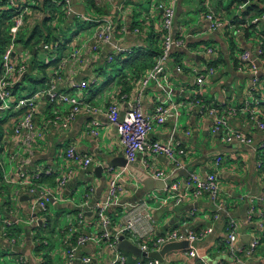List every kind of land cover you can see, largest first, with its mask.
Segmentation results:
<instances>
[{
	"label": "crops",
	"instance_id": "obj_1",
	"mask_svg": "<svg viewBox=\"0 0 264 264\" xmlns=\"http://www.w3.org/2000/svg\"><path fill=\"white\" fill-rule=\"evenodd\" d=\"M24 1L30 6V13L23 29L24 34L37 24H42L45 19H52L58 11L54 3L56 0ZM154 2H157L156 8L144 14L143 9H140L142 0L87 2L74 0L73 16L66 17L60 14L58 17L61 16L62 23L56 18L53 20L56 26L63 27L62 31L57 32L62 42L42 40L30 48H24L19 43L16 58L20 63L27 65V71L19 77L17 86L19 97H27L20 93L23 94V90L30 84L35 87L34 94L45 88L53 79L61 57L71 51L70 46L74 43L77 48L82 49V57L73 70L62 74L63 80L57 87L60 91L70 93L68 87L70 79L87 82L97 79V83L81 92L96 110L78 114L67 130L56 128L45 130L44 122L51 116L49 100L45 96L37 99L38 110L34 116L37 137L31 152L23 155L26 160L24 170L28 175L35 176L52 168L54 173L51 176L43 175L35 182L49 186L56 200L53 199L55 203L50 206L48 213L33 210L32 197L18 182L17 171L20 172L18 165L12 163L14 168L8 175L0 165L2 172H5L0 181V260L2 258L4 260L6 256L5 261L6 258L12 257L11 264H65V260L63 263L60 262L57 243L52 236L54 227L61 224L64 216L74 215V218L79 216L85 204V195L89 196V204L104 202L108 196L112 174L123 172L119 182L121 187L119 198L124 206L110 207L107 210L112 233L121 230L127 219L134 220L140 216L141 220L135 223L134 229L125 233L127 239L139 248L143 243H150L157 236L175 230L180 232L190 230L201 236L198 242L200 259L188 257L186 250L177 251L165 257L166 264H203V261L208 263L210 257L217 260L219 258L217 264H264V165L258 167L264 151L261 147L264 136L249 121L250 114L245 110L248 103L259 101L260 103L254 104L252 109L264 116V94L252 90V74L240 58L242 53L250 52L256 60L258 76L264 79V59L261 55L264 38L260 33L262 26L257 24L256 31L248 34L246 28L251 21L249 20V24L241 23L247 7L243 10L239 7L248 0H154ZM166 2L167 4H164ZM171 3L175 8L173 35L176 40L182 42V45L172 49L171 60L166 65L169 88L162 89L156 84H150L143 89L141 80L151 68H143L142 72L138 73L123 69L124 62L130 55L140 51L153 56L151 57L153 61L148 63L156 62L157 53L161 50L163 42L160 32L164 11L159 6ZM230 8H237L235 16H229L232 11ZM209 9L226 24L223 29L211 28L206 18ZM139 14L143 20L136 18ZM235 18L239 21L236 22ZM100 19L112 22L113 30L107 42L96 43L98 50L95 51L92 48L93 37ZM263 21L264 19L260 20ZM73 27V34L66 37L64 31ZM76 27L82 29V33L76 30ZM63 38L67 40L65 45ZM44 45L50 46L49 51H44ZM210 47L216 50L215 55L206 53V49ZM118 49L123 52L118 53ZM41 53H46L47 58L46 64L39 66L35 61ZM25 54L28 57H25ZM110 56H114L113 62H109ZM56 60L57 64L53 65ZM115 64H121V70L114 78L110 76L101 83V76L105 70ZM33 67H45L46 76L42 74L40 77L39 70H33ZM177 67L181 70L179 71ZM211 67L216 71L215 76L207 79L204 86H197L195 81L198 72L205 73ZM31 78L45 80L40 85L32 83ZM169 90L176 103L192 102L195 98H202L214 105L223 103L238 109V115L231 119L232 126L252 139L249 145L237 141L226 144L219 136L213 134V118L201 113L195 101L191 104L193 106L185 108V112L182 111V117L177 123L170 119L164 126L155 127L150 134L153 141L178 143L189 152L184 159V169L179 171L174 169L172 162L165 156L147 157L155 170L163 174L165 180L178 184L181 190L185 189L189 177L180 174L182 170L204 178L214 170V159L223 158L217 169L222 184L219 200L224 207L222 212L216 210L207 194L199 198L187 196L180 205L170 201L163 207L158 204L143 209L142 204L146 199L147 190L127 167L114 165L126 157L116 129L109 121L108 107L116 104L124 113L132 105L140 102L143 110L151 113L159 102L169 96ZM0 112L8 113L0 125V153L9 154L10 157L17 152L13 130L15 120L21 111ZM93 121L100 124L97 128L98 136L91 132ZM70 147H74L81 156L91 157L93 160L91 166L84 168L82 161L67 160L66 152ZM144 159L146 157L140 155L133 163L144 169L142 165ZM100 165L104 168L101 177L95 171ZM109 168H112L111 172ZM68 173L71 176L66 185L61 187L59 179ZM138 206L141 207L140 211H136ZM84 213V227L79 229L78 235L100 237L101 229L95 215L91 211ZM229 218L235 219L239 224L240 236L236 243L238 249L236 256L240 262L233 259L225 244ZM4 221L15 222L14 227L5 228ZM208 230L210 233L204 235ZM12 239L16 242L12 243ZM255 239L260 243L254 253L247 256L245 250ZM117 244L118 240H115L114 245L111 241L103 240L96 247L90 242L79 251V256H90L92 259L90 264H113L118 255L125 257L126 264L136 261L137 258L132 254L118 251ZM15 260L16 263H13ZM74 264L84 263L76 260Z\"/></svg>",
	"mask_w": 264,
	"mask_h": 264
},
{
	"label": "built area",
	"instance_id": "obj_2",
	"mask_svg": "<svg viewBox=\"0 0 264 264\" xmlns=\"http://www.w3.org/2000/svg\"><path fill=\"white\" fill-rule=\"evenodd\" d=\"M80 1L87 2L89 0ZM253 1L254 0H248V2L240 6L239 9L243 10ZM73 2L74 0H56L54 2L58 10L56 14H62L66 17L73 16ZM159 8L164 11L162 30L160 32L163 42L154 67L148 70L141 80L143 89L151 83L160 86L162 89L169 88V77L167 75L166 65L169 64L171 60L172 49L182 45V42L176 40L173 35L175 14L174 4L171 3L167 6L160 5ZM1 9L2 11L4 10L11 13V15L7 20L10 40L1 56L2 74L0 76V111H21L15 120V127L13 130V141L16 145L17 152L10 155V160L11 163H16L18 165L20 171H17L19 174L18 182L27 189L28 194L32 197V209L48 213L50 205L55 203L54 200H56V197L49 186L43 184L40 185L39 182L35 181H39L43 175L51 176L54 173V170L49 168L44 173H39L35 176L28 175L24 170L26 160L23 158V155L31 152L35 138L37 137L34 122V116L38 110L37 99L40 96H45L48 97L49 100L51 116L45 120L44 129L56 128L67 130L76 120L78 114L82 112H94L96 110V108H94L87 99L82 96L81 92L87 90L90 85L97 83L98 80L95 79L92 82H87L70 79L68 82L70 93L58 89V83L63 80L62 74L73 70L74 66L82 57V49L77 48L76 45L72 43L70 46L71 51L61 57L53 79L48 82L45 88L32 96L19 97L17 95V86L20 81L19 77L27 71V65L19 62L18 58H16V53L19 50L18 38L26 24L27 16L30 13V6L26 4L24 0H6V4ZM206 18L213 30H221L226 26V24L210 9L206 14ZM262 19H264V16ZM260 20L259 17L254 18L251 21V24H257ZM112 30V22L106 19L99 20L98 28L93 37V50H98V46L96 45L97 42H107L109 40ZM43 49L44 51H49L50 46L44 45ZM117 52L121 53L123 50L118 49ZM206 53L212 56L216 54V50L210 47L206 49ZM23 54L24 52L21 53V55ZM240 58L245 63L247 70L252 74V90L264 94V79H261L258 76L259 69L256 60L250 52L242 53ZM114 60V56L109 57V62H113ZM177 69L179 71L181 70L180 67H177ZM215 72L214 67L208 68L205 73L198 72V78L196 79L195 84L197 86H204L207 79H211L215 76ZM168 93L169 96L165 100L159 102L151 113H146L140 102L132 105L129 110L124 113H122L120 107L116 104H111L107 110L109 121L116 129L128 162H134L138 156L143 155L146 157L142 162L143 168L149 172L150 176L154 179L166 181L163 174L155 170L154 166L148 161L147 157L149 155H162L167 157L172 162L174 169L179 171L184 169V159L187 158L189 152L185 148L180 147L178 143H173L171 141H153L150 139V134L155 127L164 126L170 119H173V121L177 123L182 117L181 107L183 109L190 108L193 106L191 104L194 103V101L196 106L200 108L201 113L213 118L212 132L216 136H219L226 144H232L235 141L247 145L252 143L251 138L247 137L246 134L232 126L231 119L238 115V109L230 106L228 107L227 104L223 103L220 105H214L202 98H195L192 102L176 103L171 96V90H169ZM259 103V101L250 102L246 105L245 110L250 114L249 121L264 136V116H261L258 112L252 109ZM99 126L100 124L97 121H93L91 132L94 136L99 135L97 130ZM261 147L264 148V142ZM66 158L69 161H82L84 168L90 167L93 161L91 157L81 156L76 152L74 147H70L67 150ZM222 162V157H216L213 164L214 170L209 172L204 178L199 177L195 173H189L184 190H181L176 183L166 184L165 189L156 191L153 198L160 207H163L168 205L170 201H173L175 205H180L187 196L199 198L204 194H207L211 203L216 207V210L222 212L224 207L223 204L219 202L222 184L217 171ZM262 165L263 162L260 161L258 167L261 168ZM109 170L111 172L112 168H109ZM122 175L123 172L112 174V178L109 182L108 196L104 202H97L93 205L89 204V196L85 195L86 200L83 205V210L85 212L91 211L95 215L101 229L100 237L94 235H78L79 229L83 228L85 223V213L82 210L77 218V225L75 226L74 223H72L65 229L63 236L65 264H74L76 260H80L84 264H90L92 262L90 256H79V251L83 250L88 243L93 242V244L98 247L101 244V241L105 240L111 241L114 245L115 240L118 239L119 235L121 236L126 232H131L135 227V223L141 220L140 216H137L134 220L127 219L125 225L121 230L117 231V233L114 234L110 231L111 220L107 215V210L110 207L124 206L120 203L119 198V191H121L119 182L123 177ZM70 176L71 174L68 173L66 176H63L62 179H59V185L64 187ZM157 193L161 194V196H158ZM151 206L152 205L148 204L147 201H144L142 204L143 209L151 208ZM140 208V206L136 207V211H140ZM14 223L15 222L12 223V221H4V227L9 229L13 228ZM226 231V247L233 259L240 262L236 256V252L238 251L236 243L240 236L238 222L233 218H229ZM208 233H210V230L204 232V235ZM74 239L76 240V244H74ZM200 240L201 236L190 230H185L184 232L175 230L168 232L165 235L157 236L150 243H143L140 246V249L143 253L149 254L160 251L166 244L187 241L188 249L186 251L188 257L200 259L198 252V242ZM11 241L12 243L16 242L15 239H12ZM259 243V240H253L245 250V254L251 256ZM113 264H126V259L124 256L118 255L113 261ZM137 264H160V262L156 259L143 258L139 259ZM203 264L208 263L203 261Z\"/></svg>",
	"mask_w": 264,
	"mask_h": 264
},
{
	"label": "trees",
	"instance_id": "obj_3",
	"mask_svg": "<svg viewBox=\"0 0 264 264\" xmlns=\"http://www.w3.org/2000/svg\"><path fill=\"white\" fill-rule=\"evenodd\" d=\"M6 4V0H0V7L4 6ZM11 13L7 12V11H1L0 12V59H1V55L4 52L5 48L8 46L9 44V33H8V19L10 18ZM264 15V0H254L253 2H251L246 10L243 12V20H242V24H247L250 21H252L254 18L259 17L260 19H262ZM57 14H54L52 19H45L42 24H37L31 31L27 32V33H23V31L21 32L19 38H18V43H21L23 45L24 48H30V47H35L38 43H40L42 40H45L47 42H62L61 41V36L57 33L58 31H62L63 27L62 25H60V29H58V27L54 26L53 24V20L55 18H58V22L62 23V18ZM61 19V20H60ZM236 22L239 21L238 18H235ZM235 21V20H234ZM249 24V23H248ZM258 26L261 25V35L264 38V21L263 22H258L257 23ZM257 24H249V26L246 28V32L248 34L255 32L256 31V27ZM67 43V40L64 39V45ZM63 45V44H62ZM62 45L60 46L62 48ZM263 54H262V58L264 59V41H263ZM160 53V51L157 53V55ZM153 56H150L148 54H146L143 51L137 52L133 55H130L128 57V59L124 62V68L123 69H129L132 71H136L138 73H141L143 68H152L154 67L156 62H150L148 63V61H153L152 58ZM56 60L53 65L57 64ZM140 65V66H139ZM37 67H33V70H36ZM42 74L45 75L46 74V68H41ZM38 70V69H37ZM2 74V69H1V60H0V76ZM46 76V75H45ZM31 82L35 83V84H41L44 82L45 78L42 79L40 81L39 78H35L32 79L31 78ZM110 80V79H109ZM1 133V130H0ZM263 165H264V151L262 152V155L260 156ZM264 168V167H263ZM2 168L0 166V181L2 180ZM139 260L136 259L135 262L130 263V264H136Z\"/></svg>",
	"mask_w": 264,
	"mask_h": 264
},
{
	"label": "water",
	"instance_id": "obj_4",
	"mask_svg": "<svg viewBox=\"0 0 264 264\" xmlns=\"http://www.w3.org/2000/svg\"><path fill=\"white\" fill-rule=\"evenodd\" d=\"M56 17H58V16H56ZM56 19H58V18H56ZM53 24L56 27V23H53ZM63 37H65V36L63 35ZM39 68H43V67H39ZM110 163H112V162H110ZM114 165L127 167L129 169V171L132 172L136 176V178L139 180V182L143 185L144 189L147 190L145 201H147L148 204H150L152 206L156 205V200L153 198L154 193L156 191H161V190L165 189L166 184H169L172 182L170 180H166V181L155 180L144 169H142L139 166H135L133 162H128V160L123 159V158L120 160L119 164L115 162ZM103 169L104 168L102 165L96 167L95 171L99 177H101V174L103 173ZM180 174H183L186 177L189 176V173L187 170H182L180 172ZM58 220L60 221V218ZM59 227H60V225H56L54 227V230L58 231ZM65 229L61 230V234L63 236L65 233ZM117 240H118V244H117L116 248L118 251L130 253L137 259H143V258L156 259L160 262V264H166L165 257L168 254H170L172 252L184 251V250L188 249V242L187 241L173 242V243L166 244L158 252H153V253L147 254V253H143L142 250L138 246H136L133 242H131L129 239H127V236L125 234L119 236Z\"/></svg>",
	"mask_w": 264,
	"mask_h": 264
},
{
	"label": "rangeland",
	"instance_id": "obj_5",
	"mask_svg": "<svg viewBox=\"0 0 264 264\" xmlns=\"http://www.w3.org/2000/svg\"><path fill=\"white\" fill-rule=\"evenodd\" d=\"M163 3V2H162ZM164 4H167V2L166 3H164ZM156 5H157V2H154V0H142V3H141V6H140V9H143V12L142 13H144V14H146V13H148L149 11H151L152 9H154V8H156ZM232 9V11H231V13H229V16H232V15H236L237 14V8L235 9V8H230V10ZM140 18L141 20H143V18L141 17V15L139 14V16L137 15L136 16V18ZM197 18H199V16L197 15ZM143 22V21H142ZM143 25H145L144 23H142ZM58 27V29H60V26H57ZM80 27H82V26H80ZM150 28V27H149ZM73 30H74V27L73 28H71V29H69V30H66V31H64V35L66 36V37H70L71 36V34H73ZM76 30H79V32L80 33H82V29L80 30L78 27H76ZM25 57H28V55L27 54H25L24 55ZM46 58H47V54L46 53H41L40 55H39V57L36 59V61H35V63L36 64H38L39 66L41 65H44V64H46ZM39 67H37V69H38ZM121 68H122V66H121V64H115V66H113V67H110V68H108V70H105V73L101 76V83H103L108 77H110V76H112L113 78L116 76V74H118L117 72L119 71V70H121ZM39 70V76L41 77L42 76V69H38ZM151 84H154V83H151ZM41 85V84H40ZM34 90H35V87H34V85H32V84H30V86L29 87H27L25 90H23V94H22V92L20 93V95H22V96H32L34 93ZM181 110L183 111V112H185L184 110L185 109H183L182 107H181ZM8 115V113L7 112H0V125H1V123L6 119V116ZM184 117V116H183ZM0 165H2V168H3V170L4 171H6V174L8 175V174H10L11 173V170L14 168L13 166H14V164H12L11 163V160H10V157H9V154H1L0 153ZM2 170V171H3ZM4 173L5 172H3V174H2V176L4 175ZM157 195L158 196H161V194H159V193H157ZM156 205H158V203H156ZM155 205V206H156ZM50 206H52V205H50ZM154 206V205H153ZM71 217V216H70ZM70 217H68V216H64L63 217V220H62V222H61V224H60V227H59V229H58V231L57 230H54L53 232H52V236H53V239H54V241L57 243V251L59 252L58 253V255H59V257H60V262H64V260H65V256H64V254H65V248H64V246H63V236H62V234H61V230H64L67 226H69L70 224H72V222H73V220L77 217V216H75V218H74V215L71 217V218H73V219H71ZM78 218V217H77ZM77 218L74 220V225L76 226L77 225ZM70 221V222H69ZM74 244H76V240L74 239ZM5 257L6 256H4V260H3V258L0 260V264H4V263H6V264H11L10 262V259L12 258V257H10V258H6V260L7 261H5ZM208 263L209 264H217L218 263V261H219V258H218V260H217V258H215V257H210V258H208ZM13 263H16V260L13 262ZM16 264H18V263H16ZM171 264V263H170Z\"/></svg>",
	"mask_w": 264,
	"mask_h": 264
}]
</instances>
